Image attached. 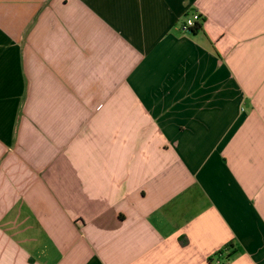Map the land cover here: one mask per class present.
<instances>
[{
    "label": "crops",
    "instance_id": "obj_1",
    "mask_svg": "<svg viewBox=\"0 0 264 264\" xmlns=\"http://www.w3.org/2000/svg\"><path fill=\"white\" fill-rule=\"evenodd\" d=\"M0 264H264V0H0Z\"/></svg>",
    "mask_w": 264,
    "mask_h": 264
},
{
    "label": "built area",
    "instance_id": "obj_2",
    "mask_svg": "<svg viewBox=\"0 0 264 264\" xmlns=\"http://www.w3.org/2000/svg\"><path fill=\"white\" fill-rule=\"evenodd\" d=\"M203 18L199 13H194L191 15H186L184 20L180 23V30L183 33H192V29L196 26V24L199 23H203Z\"/></svg>",
    "mask_w": 264,
    "mask_h": 264
},
{
    "label": "trees",
    "instance_id": "obj_3",
    "mask_svg": "<svg viewBox=\"0 0 264 264\" xmlns=\"http://www.w3.org/2000/svg\"><path fill=\"white\" fill-rule=\"evenodd\" d=\"M202 28V24L201 23H197L196 26L192 29V32L195 33L197 31H199ZM233 252H231V254H229L228 256L231 257Z\"/></svg>",
    "mask_w": 264,
    "mask_h": 264
},
{
    "label": "rangeland",
    "instance_id": "obj_4",
    "mask_svg": "<svg viewBox=\"0 0 264 264\" xmlns=\"http://www.w3.org/2000/svg\"><path fill=\"white\" fill-rule=\"evenodd\" d=\"M185 18V17H184Z\"/></svg>",
    "mask_w": 264,
    "mask_h": 264
}]
</instances>
